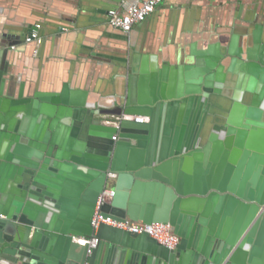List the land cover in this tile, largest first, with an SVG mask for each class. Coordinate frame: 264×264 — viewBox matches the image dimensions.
Instances as JSON below:
<instances>
[{"label": "water", "instance_id": "1", "mask_svg": "<svg viewBox=\"0 0 264 264\" xmlns=\"http://www.w3.org/2000/svg\"><path fill=\"white\" fill-rule=\"evenodd\" d=\"M220 24L175 62H131L110 105L68 83L24 95L0 71V172L18 171L28 184L25 203L24 191L0 197V260L95 264L105 248L158 264H264V20ZM26 35L39 41V29L36 39ZM62 113L88 135L61 128ZM121 113L148 119L100 120ZM107 186L105 216L169 222L177 246L107 224L94 230ZM90 235L99 242L88 251L76 238Z\"/></svg>", "mask_w": 264, "mask_h": 264}, {"label": "crops", "instance_id": "2", "mask_svg": "<svg viewBox=\"0 0 264 264\" xmlns=\"http://www.w3.org/2000/svg\"><path fill=\"white\" fill-rule=\"evenodd\" d=\"M137 1L0 0V71L6 85L11 81L15 92L23 85L28 95L34 90L57 91L68 83L85 90L88 101L110 105L125 90L131 62L141 64L146 56L147 69L156 57L175 62L188 54L192 40L201 45L214 38L215 24L264 20V0H162L127 34L108 24L109 9ZM36 23L41 25L39 41L24 42ZM58 124L76 137L88 135L87 127L79 131L70 115L62 113ZM26 180L15 170L0 172V197L15 199L24 191L25 203ZM36 259L37 254L21 258L5 254L0 263L34 264ZM95 264L158 263L149 255L134 258L123 250L102 248Z\"/></svg>", "mask_w": 264, "mask_h": 264}, {"label": "built area", "instance_id": "3", "mask_svg": "<svg viewBox=\"0 0 264 264\" xmlns=\"http://www.w3.org/2000/svg\"><path fill=\"white\" fill-rule=\"evenodd\" d=\"M162 0H140L137 2L126 3L123 5L122 9L112 8L107 12V22L113 28L120 30L123 33H128L131 29L143 22L150 13H152L158 4ZM40 24L36 23L33 28L26 35V41H31L38 37V29ZM123 119H134L141 122L148 119L147 116L143 115H132L127 113H121L119 115H108L102 114L100 120L103 124L119 126L120 121ZM117 134L112 135V139H116ZM113 176L112 172H109ZM114 191L112 187L107 186L98 195L95 204V211L92 216L91 225L94 230L100 224H107L113 227L121 228L133 233H147L149 236L154 238L161 245L173 249L177 246L179 242V236L175 234L172 230V226L169 222L165 221H154L151 223L133 222L130 220L120 221L113 217L107 215L105 216L100 211V206L103 202L108 200ZM77 242L81 245H86L88 251L95 248L99 242V238L96 235L90 236H79L76 238Z\"/></svg>", "mask_w": 264, "mask_h": 264}, {"label": "flooded vegetation", "instance_id": "4", "mask_svg": "<svg viewBox=\"0 0 264 264\" xmlns=\"http://www.w3.org/2000/svg\"><path fill=\"white\" fill-rule=\"evenodd\" d=\"M194 112H195V109H194V111H192V113H194ZM223 119H224V118H220V120H219V121H221V122H222V121H223ZM192 120H193V119H192ZM193 123H194V121H193ZM261 207H262V209L264 210V205H261Z\"/></svg>", "mask_w": 264, "mask_h": 264}]
</instances>
